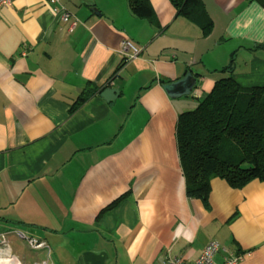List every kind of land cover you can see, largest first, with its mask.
Returning <instances> with one entry per match:
<instances>
[{"label":"crops","instance_id":"crops-1","mask_svg":"<svg viewBox=\"0 0 264 264\" xmlns=\"http://www.w3.org/2000/svg\"><path fill=\"white\" fill-rule=\"evenodd\" d=\"M201 1L206 38L168 0H149L153 21L132 15L131 0H60L79 22L71 30L46 0L0 8V258L192 263L216 241L226 253L213 264L228 253L264 264V181L236 190L212 179L206 206L187 197L175 136L179 114L230 61L238 85L264 86V0ZM123 40L136 58L120 54ZM187 72L198 98H169L162 85ZM105 88L118 90L114 100Z\"/></svg>","mask_w":264,"mask_h":264},{"label":"trees","instance_id":"trees-1","mask_svg":"<svg viewBox=\"0 0 264 264\" xmlns=\"http://www.w3.org/2000/svg\"><path fill=\"white\" fill-rule=\"evenodd\" d=\"M168 1L176 16L199 27L202 38L210 35L212 21L201 0ZM130 12L141 19H155L149 0H131ZM232 66L230 61L221 70L227 76L213 84L194 110L179 114L176 123L185 193L205 206L212 179L236 190L253 180L264 181V86L238 85L231 78ZM91 93L82 94L75 104Z\"/></svg>","mask_w":264,"mask_h":264},{"label":"built area","instance_id":"built-area-1","mask_svg":"<svg viewBox=\"0 0 264 264\" xmlns=\"http://www.w3.org/2000/svg\"><path fill=\"white\" fill-rule=\"evenodd\" d=\"M50 5H56L60 10V21L63 23H69V29H73L79 22L78 20L66 9H64L60 0H46ZM13 0H0V8H6L11 6ZM119 51L122 56H127V59L136 58L139 54V49L136 48L130 41L123 40L120 42ZM129 52V53H128ZM127 53L129 55H127ZM21 239H24L27 246L31 250H47L49 253L48 245L45 240H39L34 238H26L23 235L17 234ZM225 252L216 241L208 242L200 251L197 258L192 263H186L181 257L167 255L160 264H213V258L218 252ZM242 259L241 255H234L232 253L226 254L221 264H238ZM0 264H19L16 258L11 255L0 258ZM40 264H50L48 259L43 260Z\"/></svg>","mask_w":264,"mask_h":264},{"label":"water","instance_id":"water-1","mask_svg":"<svg viewBox=\"0 0 264 264\" xmlns=\"http://www.w3.org/2000/svg\"><path fill=\"white\" fill-rule=\"evenodd\" d=\"M163 90L169 98H181L192 96L198 98L200 91L197 87V80L192 73L187 72L182 78L162 85ZM118 95V90L114 88H105L100 92V96L105 101L114 100Z\"/></svg>","mask_w":264,"mask_h":264},{"label":"rangeland","instance_id":"rangeland-1","mask_svg":"<svg viewBox=\"0 0 264 264\" xmlns=\"http://www.w3.org/2000/svg\"><path fill=\"white\" fill-rule=\"evenodd\" d=\"M139 52H140V50H139ZM138 55V54H137ZM137 57V56H136Z\"/></svg>","mask_w":264,"mask_h":264}]
</instances>
